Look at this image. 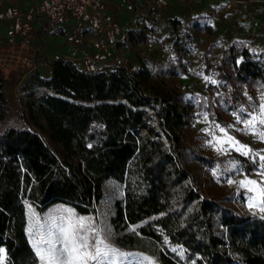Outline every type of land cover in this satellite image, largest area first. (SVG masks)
<instances>
[{
  "label": "trees",
  "instance_id": "trees-1",
  "mask_svg": "<svg viewBox=\"0 0 264 264\" xmlns=\"http://www.w3.org/2000/svg\"><path fill=\"white\" fill-rule=\"evenodd\" d=\"M193 29L211 31L198 22ZM188 40L196 39L179 36L171 66L154 72L143 65L134 74L124 68L88 74L64 59L52 63L47 79L32 71L19 81L15 120L0 78V257L3 251L6 264L38 263L27 207L40 215L54 205L95 215L109 181L120 192L112 200L111 227L124 250L155 264H185L164 236L190 254L207 249L206 264H264V217L237 212L231 195L208 197L216 159L185 143L194 104L165 78L176 76ZM214 71L232 100L264 87V62L242 42L223 49ZM244 167L249 174L254 166Z\"/></svg>",
  "mask_w": 264,
  "mask_h": 264
},
{
  "label": "rangeland",
  "instance_id": "rangeland-1",
  "mask_svg": "<svg viewBox=\"0 0 264 264\" xmlns=\"http://www.w3.org/2000/svg\"><path fill=\"white\" fill-rule=\"evenodd\" d=\"M211 2L214 4L215 11L220 9L217 0ZM214 15L211 10H205L190 17L184 25L178 21L175 26L171 24L173 34L168 39L173 44L185 32L194 35L196 40L186 41L184 52L179 57L178 63L174 65L173 70L176 76L166 77L165 82L169 88H178L179 84H193L198 88L197 95L182 93L194 104V119L186 135L185 143L197 153L212 155L216 159L210 171L213 176L210 189L206 187L205 194L214 198L231 195L233 196L231 206L237 212L263 218L264 196L258 191H249V187L264 189V159H261L264 157V138H262L264 124L257 122L254 127H246L245 122L252 116L260 115V105L264 104V87L253 91L243 90L236 100H232L228 89L217 80L214 66L219 62L223 49L233 42H242L244 45L245 43L237 40L229 41L223 36L216 35L215 27L212 25ZM195 22H198L200 26H209L211 31L195 32L193 29ZM231 27L234 29L237 24L231 22ZM164 28L165 26H160L157 34H161ZM260 42L256 55L264 62V38ZM5 50L6 47L3 46L0 48V53ZM162 53L164 55L162 60L148 61V65L154 67L156 71L159 68L169 67L168 64L173 62L172 46L162 49ZM35 64L39 65L36 60ZM24 76L25 74L10 70L0 58L3 92L9 105L11 119L14 120L18 119L19 115L18 103L23 95L20 93L19 81ZM39 76L48 78L42 72ZM261 118L264 119V117ZM221 129L224 131L222 132ZM241 145L245 147L240 148ZM245 162L254 166L249 174L245 172ZM192 166L193 163L189 160L186 167L191 168ZM203 173L204 170L201 172V178L206 181L207 177H203ZM247 180L256 181L257 184L241 186V182ZM112 182H107L104 187L106 198L100 204L95 205V215H80L73 208L65 205H54L41 215L33 208L27 207V235L36 254L39 250L47 248L44 241L57 238L59 227L66 226L69 219L73 222L83 220L84 228L81 229V234L87 233L89 250H94L98 241H103L99 245L101 248L111 249L102 264H155L151 258L126 251L116 243V235L111 227L112 200L118 198L120 192ZM163 243L174 256L185 264H206L208 254L205 248L197 254H190L180 246L171 245L164 236ZM60 246L57 243V247ZM37 257V264H43L38 254ZM0 264H6L3 251ZM90 264H95V262H90Z\"/></svg>",
  "mask_w": 264,
  "mask_h": 264
},
{
  "label": "built area",
  "instance_id": "built-area-1",
  "mask_svg": "<svg viewBox=\"0 0 264 264\" xmlns=\"http://www.w3.org/2000/svg\"><path fill=\"white\" fill-rule=\"evenodd\" d=\"M222 2L223 9L242 22L249 19L252 8L264 9V0ZM167 5L166 0H155L153 5L146 4V10L137 14L134 2H127L122 6L123 11L131 15L126 24L108 10L105 0H39L27 10L7 6L0 10V21L8 22L2 40L6 50L0 53V58L10 70L25 76L38 71L39 66L35 64L37 34L45 28L59 31L68 48L66 55H53L48 64L49 72L52 63L60 59L88 74L108 73L118 68L134 74L143 65L154 72L155 68L148 65V61L162 60V49L167 46H160L148 31ZM177 87L182 93L197 95L199 92L193 84Z\"/></svg>",
  "mask_w": 264,
  "mask_h": 264
},
{
  "label": "crops",
  "instance_id": "crops-1",
  "mask_svg": "<svg viewBox=\"0 0 264 264\" xmlns=\"http://www.w3.org/2000/svg\"><path fill=\"white\" fill-rule=\"evenodd\" d=\"M39 0H0V10L7 6H15L20 10H27L38 3ZM155 0H105V4L110 12H114L122 24L130 21L131 15L124 12L122 6L127 2H134L137 14L146 10V4H154ZM168 5L160 12L159 17L154 21L153 27L148 31L154 35L156 41L160 44L171 47L173 42L168 39L172 36L171 21L176 20L181 25L186 24L190 17L196 13L211 10L213 16L212 25L215 27V33L223 36L229 41H243L250 52L257 54V46L264 38V9L252 8L249 19L245 22L240 21L237 16L226 12L223 9L222 0H217L220 9L213 8L212 0H166ZM231 22L236 23L237 27L232 28ZM8 22L0 21V48H3V37L6 34ZM165 26L164 31L157 34L160 26ZM43 36V37H42ZM38 51L35 53L36 61L39 63L38 73H44L49 76L48 64L51 63L55 54L66 55L68 48L57 30H47L42 28L37 34Z\"/></svg>",
  "mask_w": 264,
  "mask_h": 264
},
{
  "label": "snow or ice",
  "instance_id": "snow-or-ice-1",
  "mask_svg": "<svg viewBox=\"0 0 264 264\" xmlns=\"http://www.w3.org/2000/svg\"><path fill=\"white\" fill-rule=\"evenodd\" d=\"M261 117H264V104L260 105L259 116H252L245 122L246 127H254L257 122L264 124V119ZM221 131L224 130L221 129ZM229 139L231 140V138ZM234 143H238V141H234ZM244 147L243 145L240 146V148ZM261 159H264V157H261ZM256 184L257 182L252 180L241 182V186H254ZM249 191H258L260 195L264 196V189L249 187ZM83 228V220L73 222L69 219L66 226H60L57 238L44 241L47 248L39 250L37 253L43 264H90L93 261L95 264H102L111 249L101 248L99 245L103 241H98L94 250H89L88 235L87 233L81 234ZM57 243L61 246L57 247Z\"/></svg>",
  "mask_w": 264,
  "mask_h": 264
}]
</instances>
